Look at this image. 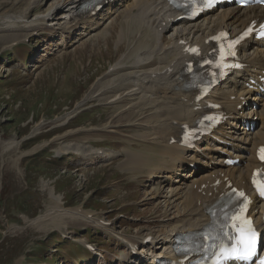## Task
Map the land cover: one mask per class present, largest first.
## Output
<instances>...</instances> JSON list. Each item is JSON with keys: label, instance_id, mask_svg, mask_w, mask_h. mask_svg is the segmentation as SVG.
Masks as SVG:
<instances>
[{"label": "bare ground", "instance_id": "6f19581e", "mask_svg": "<svg viewBox=\"0 0 264 264\" xmlns=\"http://www.w3.org/2000/svg\"><path fill=\"white\" fill-rule=\"evenodd\" d=\"M84 1L86 0H26L25 8L20 13H5L4 20L7 23L4 30L33 32L37 27L47 26L62 35L63 32L70 34L79 30L83 37L100 33L102 38L107 39L110 35L107 29L113 28L114 22L118 20L114 38L115 47L118 48L125 41V34L132 27L136 29L135 35L140 46L133 51V57L125 67L126 71L119 74L116 81L108 83L109 86H99L90 95L106 100L105 93H109L106 102L118 106L120 112H127L132 117L129 123L140 129L139 133L130 136L137 141V147H132L129 138L126 146L121 149L119 167L121 171L131 173L134 179L135 176H141L147 180L151 187L149 191L145 190V195L150 196L147 197L149 200H155L154 204L160 208L164 206V212L159 210L152 227H139L133 235L125 236L127 234L119 233L112 223L106 224L104 218L82 210L80 206L63 209L59 205L62 203L61 199L49 190V198L55 201L56 206L42 212L38 228L49 222L51 226L59 229L61 225V230H65V219L93 224L124 242L127 254H124L120 264H132L135 261L136 264H155L156 258L172 255L177 234L208 222L204 203L228 189V184L246 189V177L257 165L255 149L259 144H264V93L258 87L254 90L245 86L248 78L259 82L264 77V40L249 37L242 41L237 47V53L245 63L243 69L197 101V92L190 88L191 79L184 70L187 60L196 62L198 58L187 53L184 47L197 45L200 54H206L213 47L210 38L215 33L225 31L236 36L251 20L261 21L264 7H220L194 22L186 23L180 21L181 13L174 11L165 0H103L94 13L91 8L85 11L81 9ZM46 2L47 6L42 9L41 6ZM35 8L39 9L33 11ZM31 11L33 13L29 14ZM123 24L128 25L124 31ZM98 26L99 30L94 32ZM141 28L145 33L140 31ZM170 29L173 32L168 33ZM145 36L150 38L149 42ZM11 46L7 44L2 48ZM124 58L126 53L120 54L110 65L111 69L107 74L120 68V59ZM109 77H105L106 80L111 79ZM86 98L85 95L81 99ZM208 101L220 105L229 121L215 131L214 135H206L197 140L192 147L181 145L179 135L183 126L192 123L204 112V105ZM244 101L247 102L246 105H243ZM239 104L243 106L241 111H237ZM80 105L77 103L75 107ZM116 123L110 118L98 128L114 131ZM246 123L253 124L254 130L246 129ZM40 124L41 121L34 127ZM77 131L80 129L74 128L66 133ZM216 139L228 145L219 144ZM16 144L17 141L14 145ZM44 144L39 143L22 151L16 158V155L13 156V163ZM2 146L1 151L12 147L11 144ZM80 153L86 157L98 152L87 149ZM223 153L232 158L239 156V165L224 167L222 160L227 156ZM113 154H107L106 158ZM197 163L199 166H192ZM260 206L258 199L255 200L253 207ZM252 215L259 221L261 211H253ZM133 246L138 248L134 249Z\"/></svg>", "mask_w": 264, "mask_h": 264}, {"label": "rangeland", "instance_id": "374dc122", "mask_svg": "<svg viewBox=\"0 0 264 264\" xmlns=\"http://www.w3.org/2000/svg\"><path fill=\"white\" fill-rule=\"evenodd\" d=\"M24 1L0 0V149L4 142L2 148L12 146L0 150V264H120L127 254L124 242L93 224L65 219L66 231L49 222L38 227L44 211L56 206L49 190L61 199L63 209L80 206L95 211L125 236L139 227H152L159 210L164 212V206L160 208L145 195L151 184L141 176L132 178L119 167L121 149L140 129L129 123L132 117L127 112L106 102L109 93H105L106 100L90 95L126 71L140 46L136 29L125 34L118 48L114 44L118 20L107 29V39L100 33L83 37L79 30L62 35L47 26L33 32L5 31L4 16L23 11ZM46 6L47 2L41 7ZM123 26L124 31L128 25ZM145 37L150 39V35ZM17 42L22 43L14 45ZM7 44L12 46L3 49ZM124 53L122 66L107 74ZM77 103L81 105L76 108ZM110 118L117 122L115 130H100ZM39 121L41 125L35 128ZM74 128L80 131L66 133ZM130 140L137 147V141ZM39 143L45 144L13 163L20 152ZM87 149L98 153L84 157L80 151ZM109 153L114 154L107 159ZM61 233L66 237L60 239ZM81 240L98 246L93 259Z\"/></svg>", "mask_w": 264, "mask_h": 264}, {"label": "snow or ice", "instance_id": "6c2138e0", "mask_svg": "<svg viewBox=\"0 0 264 264\" xmlns=\"http://www.w3.org/2000/svg\"><path fill=\"white\" fill-rule=\"evenodd\" d=\"M260 152L262 153L261 159H264V148H262ZM257 191L261 196H264V182L257 185ZM243 195V193H240V196L243 197ZM238 232L239 235L236 238L235 244L219 251L217 254L218 261L239 260L246 262L252 261L253 258H257L255 259L254 264H264V257H258L257 233L253 228L251 221L244 218L238 228Z\"/></svg>", "mask_w": 264, "mask_h": 264}]
</instances>
